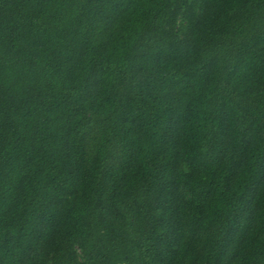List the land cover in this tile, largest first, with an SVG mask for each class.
Returning a JSON list of instances; mask_svg holds the SVG:
<instances>
[{"label":"trees","instance_id":"trees-1","mask_svg":"<svg viewBox=\"0 0 264 264\" xmlns=\"http://www.w3.org/2000/svg\"><path fill=\"white\" fill-rule=\"evenodd\" d=\"M0 264H264V0H0Z\"/></svg>","mask_w":264,"mask_h":264}]
</instances>
